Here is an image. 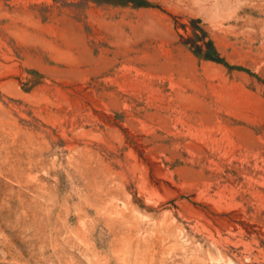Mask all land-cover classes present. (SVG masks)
Returning a JSON list of instances; mask_svg holds the SVG:
<instances>
[{"label": "rangeland", "instance_id": "rangeland-1", "mask_svg": "<svg viewBox=\"0 0 264 264\" xmlns=\"http://www.w3.org/2000/svg\"><path fill=\"white\" fill-rule=\"evenodd\" d=\"M0 264H264V0H0Z\"/></svg>", "mask_w": 264, "mask_h": 264}]
</instances>
